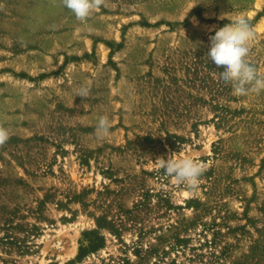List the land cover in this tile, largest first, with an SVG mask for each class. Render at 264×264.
<instances>
[{
    "label": "rangeland",
    "instance_id": "rangeland-1",
    "mask_svg": "<svg viewBox=\"0 0 264 264\" xmlns=\"http://www.w3.org/2000/svg\"><path fill=\"white\" fill-rule=\"evenodd\" d=\"M238 16L264 75V0H105L83 22L0 0V264H264V90L233 95L206 56ZM172 153L206 165L194 190Z\"/></svg>",
    "mask_w": 264,
    "mask_h": 264
},
{
    "label": "clouds",
    "instance_id": "clouds-1",
    "mask_svg": "<svg viewBox=\"0 0 264 264\" xmlns=\"http://www.w3.org/2000/svg\"><path fill=\"white\" fill-rule=\"evenodd\" d=\"M78 21H86L94 10H99L105 0H61ZM255 38V32L244 16L234 18L230 23L215 31L209 37L210 47L206 56L217 67L223 66L219 72L220 79L231 86L233 95L248 96L259 94L264 90V75L258 73L247 57L250 53L249 42ZM90 89L81 87L76 96L86 99ZM111 121L107 116H100L96 123V135L104 138L110 132ZM10 139L9 130L0 124V147ZM159 168L166 177H171L176 183L185 184L190 190L198 186L200 177L206 171V165L189 157L180 158L178 153H172L165 159H157Z\"/></svg>",
    "mask_w": 264,
    "mask_h": 264
}]
</instances>
